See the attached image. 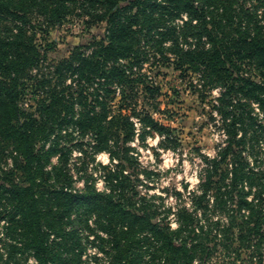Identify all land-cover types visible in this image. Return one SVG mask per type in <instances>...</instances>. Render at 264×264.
<instances>
[{
  "label": "rangeland",
  "instance_id": "1",
  "mask_svg": "<svg viewBox=\"0 0 264 264\" xmlns=\"http://www.w3.org/2000/svg\"><path fill=\"white\" fill-rule=\"evenodd\" d=\"M244 2L240 0V3ZM254 2L247 0L245 3L252 6ZM187 18L184 13L169 22L180 28ZM42 28H39L36 38V42L43 44L41 64L30 70L33 79L27 76L19 98L22 118L31 113L41 119L40 108L48 97L45 89L36 83L44 72L52 78L51 85L64 90L68 100L73 101L75 119L88 109L99 110L95 99L103 94L101 77L93 81L81 79L71 69L60 77L55 70L57 61L74 51L91 55L98 46L97 42L105 38L107 23L89 25L76 17L47 30ZM187 40L190 42L181 37L186 48L196 43L193 36ZM203 41L207 47L212 45L207 35ZM48 42L52 43L51 48H48ZM144 47L146 55L143 54V59L129 70L132 76H143L144 80L158 87L159 92L156 106H153L146 100L143 85H139L138 107L147 108L168 129L163 132L152 129L141 121V115H133L134 137L127 142L112 141L111 155L109 150H98L93 129L82 130L77 123L62 126L57 123L48 139L39 137L34 142L35 151L44 158L46 150L54 143L66 152L72 179L67 189L80 192L94 190L104 195L112 192L113 199L123 208L160 225L181 228L180 239L194 250L191 264H264V246L260 251L255 244L257 237L253 236L251 242L244 238L245 218L250 215V210L243 202L244 196L254 198V192L259 188L256 181L251 184L250 178H244V172L253 173L258 178L264 171V109L257 100L244 96L233 97V104L225 108V85L205 76L199 64L176 68L172 60L166 61L146 44ZM169 55L173 59V55ZM123 62L127 63L126 60ZM111 86L116 91L111 94L108 104L111 113H115L120 107L121 87L118 84ZM246 102L249 106L245 108V120H236L235 113L242 112L244 116ZM235 121L234 129L228 126ZM229 131L236 133V139L241 140L233 141ZM22 157L11 140L0 141V182L14 178L22 185L28 184L27 172L16 169L18 163H23ZM58 162L59 154L52 155L45 169L50 170ZM37 170V181L42 182L43 187H51L49 184L53 180L49 181L47 174ZM112 173L119 174V182L115 186L111 182ZM38 194H42L40 190ZM43 195L42 222L50 232L49 264H153L154 260L163 261L164 253L160 255V244L144 226L146 222L139 225L130 254L126 255L125 251L122 261L117 263L114 241L109 239L101 224L103 220L98 219L95 212L83 211V208L73 211L71 219L66 215L62 220L56 214L58 219L50 228L47 224L50 211L48 194L45 192ZM82 212L84 216L80 219L78 216ZM5 224L6 219L3 218L0 248L5 259L17 264L6 252V244L11 240L5 233ZM195 244L197 246L193 249ZM17 258L18 264L37 262L33 252L27 250L19 252ZM131 258L136 259L132 262Z\"/></svg>",
  "mask_w": 264,
  "mask_h": 264
},
{
  "label": "trees",
  "instance_id": "2",
  "mask_svg": "<svg viewBox=\"0 0 264 264\" xmlns=\"http://www.w3.org/2000/svg\"><path fill=\"white\" fill-rule=\"evenodd\" d=\"M245 2L0 0V141L11 140L22 154L23 163H18L16 169L27 172L28 183L22 185L14 178L8 182H0V225L1 220L5 218V233L11 240L6 244L10 259H14L18 264L17 254L27 250L33 252L37 258V262L33 264H49L50 232L42 222V205L45 198L43 194L46 192L50 209L47 213L48 226L54 227L58 217L62 220L67 215L71 219L73 211L83 208V211L95 212L98 219L105 220L101 224L110 236L109 239L114 241L117 263L122 261L121 257L125 251L126 255L130 254L134 246L133 238L137 237L140 229L139 225L145 222L144 226L148 227L160 244V255L164 253L163 261L154 260L153 264L192 263L194 250L180 239L181 228L160 225L144 215L123 208L120 202L113 199L112 192L110 195H104L94 190L80 192L67 189L70 188L72 179L66 152L52 143L43 158L40 152L35 151L34 142L39 137L48 139L52 130L56 129L54 125L57 123L58 126L77 123L82 130L93 129L98 150H109L112 155V141L127 142L134 137L136 126L133 115H141V121L152 129L160 132L168 129L156 120L147 108L138 107L139 85H143L146 100L153 106H156V95L159 92L158 87L144 80L143 76H132L129 70L143 59L145 44L166 61L172 60L176 68L195 67L199 64L205 76L225 85V108L233 104V97L244 96L257 100L264 109V0H255L252 6ZM184 13L188 18L180 28L169 22ZM76 17L84 19L89 25L107 23L106 36L97 42L98 46L91 55L86 56L83 52L74 51L70 56L58 60L55 72L64 77L66 71L71 69L78 73L81 79L87 78L89 81L101 77L103 94L97 95L95 99L99 110L88 109L75 119L73 101L68 100L64 90H57L52 86V78L44 72L41 78H37L36 83L45 89L44 93L48 97L40 108L41 119L31 113L22 118L19 103L22 88L26 86V78L33 79L29 72L34 67H39L42 59L43 44L36 42L39 28L47 30ZM205 35L212 42L208 47L203 41ZM190 36L196 38V43L186 48L182 45L181 37L189 43L190 40L187 39ZM167 40L169 44H166ZM48 45V48L52 47V43L48 42ZM169 54L173 55V59ZM114 84L121 87L120 107L115 113H111L108 101L116 91L111 86ZM244 106V116L242 112L235 113L236 120H245V108L249 103H244ZM235 123L236 121L228 123V126L234 129ZM229 132L233 141L241 140L236 139V133ZM54 154H59V162L53 164L50 170H46L45 167L51 162ZM36 170L47 174L49 181L53 180V183L49 184L51 187H43L42 182L37 181ZM254 175L244 172V178H250L251 184L256 181L259 187L254 192V198L248 199L244 196L243 199L244 206H248L250 210V215L245 218L244 238L251 242L257 237L255 244L258 250L262 251L264 171L258 178ZM111 182L115 186L119 182V174L112 173ZM57 184L59 186H56ZM83 214L82 212L78 217L83 219ZM196 246L197 244L193 249ZM4 254L0 248V264H11L8 258H4ZM131 259L134 262L136 258Z\"/></svg>",
  "mask_w": 264,
  "mask_h": 264
}]
</instances>
